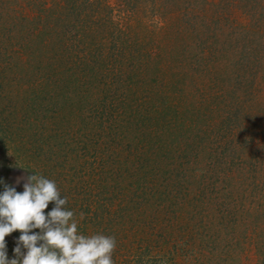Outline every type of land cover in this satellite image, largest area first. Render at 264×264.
Here are the masks:
<instances>
[{
    "label": "rangeland",
    "instance_id": "374dc122",
    "mask_svg": "<svg viewBox=\"0 0 264 264\" xmlns=\"http://www.w3.org/2000/svg\"><path fill=\"white\" fill-rule=\"evenodd\" d=\"M64 1L63 9L41 18L55 28L51 42L63 49L65 62L69 59L57 88L50 62L43 59L42 69L36 62L42 51L36 43L49 28L20 13L25 4L36 7L34 1L0 0V179L17 191L34 173L54 180L81 234L116 238L115 264H264V197L259 196L264 190V0ZM176 11L189 21L185 35L176 33L179 17L169 23ZM163 17L168 28L161 31ZM127 30L129 41L143 43V56L137 45L130 52L112 46L127 40ZM167 42L176 47L171 54ZM99 53L108 58L106 64L95 60ZM128 53L130 64L124 63ZM105 71L109 79L101 78ZM150 75L160 81L155 85ZM251 79L257 88L247 85ZM118 86L130 90V104L136 90L133 104H140L139 118L145 117L117 131L129 130L126 140L138 153L146 145V165L137 161L145 166L138 174L131 171L127 149L100 146V117L91 118L96 127L80 130L81 111L106 106L114 95L109 89L120 93ZM149 88L150 105L140 97ZM168 102L177 106L176 125L162 118L150 126L160 130L156 135L138 134L142 122L155 121L151 109L160 103L167 108ZM233 186L228 203L223 193ZM211 192L219 198L211 204L229 223L215 226L208 237L202 214L216 213L209 203L206 208ZM234 200L251 210L233 206ZM53 207L50 202L47 212ZM12 234L5 240L14 249L19 234Z\"/></svg>",
    "mask_w": 264,
    "mask_h": 264
},
{
    "label": "clouds",
    "instance_id": "9594fccd",
    "mask_svg": "<svg viewBox=\"0 0 264 264\" xmlns=\"http://www.w3.org/2000/svg\"><path fill=\"white\" fill-rule=\"evenodd\" d=\"M24 180L22 192L0 180V264H115L116 238L81 234L54 180L35 173ZM50 202L54 207L45 213ZM17 230L14 258L9 259L5 237Z\"/></svg>",
    "mask_w": 264,
    "mask_h": 264
},
{
    "label": "trees",
    "instance_id": "16d2710c",
    "mask_svg": "<svg viewBox=\"0 0 264 264\" xmlns=\"http://www.w3.org/2000/svg\"><path fill=\"white\" fill-rule=\"evenodd\" d=\"M33 1H34V4L36 5V7H34V8L32 7L30 9L31 6H29L28 4H25L23 7H21L20 13L22 14L23 18H35V17L38 18V19L45 18L48 15L49 12L52 14L53 10H55L53 8H57V9L61 8V9H63V5H65V1L63 3V0H37V1L33 0ZM28 6H29L30 10L28 9ZM176 12L177 13L173 12L171 14V17H169L170 18L169 19V23H170V21H172V19H178V17H179L178 20H180L182 24L180 25L179 28H177L176 33L178 35H180V34L185 35L186 34V27L189 24V21L187 19H185L184 14H183V17H182L179 14V11H176ZM58 18H59V15H58ZM167 20L168 19H166V17L162 18L161 21L163 23L159 27V29L161 31L167 30V28H168V24H166ZM41 22L43 23L44 20L41 19ZM44 23H43L42 27H46L47 28L49 25L48 24H44ZM48 28H49L48 31H50V32L46 33L48 36L47 37H42L43 40L40 43L39 42L38 43L35 42L36 45H37V49H39V47L42 48V51H40L41 53H39L40 60H39V62L38 61H36V62L39 63L38 65H39L40 69L43 68V66L40 64L43 59H45L46 61L48 60L50 62L51 69H52V71H54L56 73V79L58 80V83H56L54 80H53L52 83L54 85L56 84L55 87L59 88V84L64 79V75H65L64 73L67 70V69H64L63 64L67 66L66 62H68L69 59H67V61L65 62V60H64L65 56H64V53L62 51L63 49L58 45L57 41L56 42H51L52 39H51V35L49 33H52L55 28L53 26H50ZM128 28H131V27H128ZM37 29H38V31H41L42 28L37 27ZM129 31L130 30L126 31L127 40H125V38L123 37V38L119 39V42H111L113 44L112 46H114V47L122 46L125 49L127 48L129 50V52H130L132 45H137L138 46L137 50H138L139 56H143L145 54V51H142V48H143L142 44L143 43H140V42L135 43V42L129 41L128 37H131V33L129 34ZM174 32H175V30H174ZM41 34H42V31H41L40 35ZM88 34L89 33H87V35ZM157 46L159 47L158 44L157 45H153V47H155V48H157ZM166 47H168V49H166V52H168V54H171V53H173L176 50V47L174 46V44H171L170 42L166 43L165 48ZM43 51L45 52V56L42 53ZM119 52L121 54H124L122 52V50H120V49H119ZM146 52L148 53V55L151 54V50L150 51H146ZM129 54L130 53H128L126 55L128 58H125L126 60L124 59V63L128 59V62L130 64V56H129ZM104 56H105L104 54L101 55V53H99V56H98L99 59H95V60H99L102 64H104V63L106 64V62H108V58L104 57ZM167 64L168 63H166V65ZM101 67H102V65H101ZM101 67L99 68V70H101ZM169 67H170V65L168 66V68ZM202 70H205V67H203ZM144 72L146 73V71H139L140 76H142L144 74ZM175 72L176 71L172 72L173 76L177 75ZM200 72H202V71H200ZM183 73L189 74V73H187V71H184ZM155 74H157V73H155ZM124 76L127 78V80L129 82L132 83V79L129 77L128 74H125ZM124 76H122L123 79L120 78L122 84L125 82L124 81L125 80ZM150 76H154V75H150ZM101 78L109 79L110 77H108L107 72L105 71V72L101 73ZM190 78L193 79V76L190 77ZM120 79H119V81H120ZM138 79H142V77H140V78L138 77L136 80H133V81L135 83H137L139 81ZM253 79H255V78H253ZM253 79L248 80L247 85L252 87V88H257L258 82H254ZM153 80H155V85L160 81V79H156L155 76L153 78H151V81H153ZM107 83H109V81L106 82V84ZM172 84H175V82H172ZM168 85H169V83H168ZM191 85H192V83L190 85H188V87L191 86ZM119 87L120 86L115 87V88L119 89L120 93L117 92V91H114L115 93H112L111 92V88L109 89V93L114 94V95L111 97V99L109 100V102L107 103L106 106L104 104H101L100 106H96V111H95V108L91 109L90 107L87 108V111H81L83 116L81 117L80 120H82L81 124H84V125L80 126V130L82 132H84L86 130V128H88V127H91V128H94L96 126L100 127V131H99L100 133H99V136L97 138L98 142L101 143L100 146H103V147L105 146L106 147L108 145L107 148H112L111 149L112 151H115V149L117 147L118 148L122 147L121 149H123L124 151L127 149L129 151L128 152V158L131 159L130 162H132L131 163V171L134 172L136 170L137 171L136 174H138V173H140V169H137V168L139 166H141V165L140 164L138 165L137 161L141 162V160H142L141 163L146 165V163L144 162V157H143V153H145V150H146V147H145L146 145L142 144L141 147H140V152L138 153L139 148L135 147V150H134V148L132 147L131 143L126 140L127 139V133L129 132V130L128 131L122 130L118 134H117V131L120 130L121 128H123V126L127 125L130 121H134L135 119H142V117L139 118V116L142 115L143 113H140L141 112L140 111V107H141L140 104H138V106L137 105L134 106V104H133V96H135V98H138V96L136 95L137 94L136 90H134V91L132 90L131 91L132 102L130 101L131 102V104H130L129 103V99H128L130 97L129 96L130 90L128 91V93H126L128 88L120 89ZM165 87H167V86H165ZM152 91H153V88H149V89H147V91H145V94H142L140 96L141 98H143V100H145L144 102L149 103V101H151ZM175 98H177V97H173L172 96V97L169 98V101L173 102L175 100ZM171 102H168L167 108H164V106L162 107L161 103H160V106L159 105H155L154 106L155 108L151 109L154 113H156L157 117H156L155 121L152 122L149 119L150 123L148 125L144 124L145 122H142V125L138 128L137 133L140 134V135L143 132H144V134H148V135H150L152 133H155L153 135H156L160 130L157 129V128L153 129L150 126H154L153 123H157V121L160 123V120L162 118H163L164 122L167 120V122L169 124L176 125V117H175V115H176V111L178 109H176L177 106L174 105ZM150 104H152V103H149L148 105H150ZM128 107H130V110L128 109ZM73 112H74V110H73ZM54 114H56L57 117H58L60 115V111L59 110H55ZM168 116H170V117L168 118ZM98 117H100V120L96 123V126H95L94 122L91 120V118H98ZM144 119H145V117L142 120H144ZM147 127H150V128H147ZM146 128H147V130H145ZM160 129H162V128H160ZM112 131H113V133H111ZM107 134H109V135L112 134V137L105 138V139H107L105 141L104 137ZM144 134H143V137H144ZM101 136H103V137H101ZM100 140H103V141H100ZM142 141H143V139H142ZM157 141L158 140L156 139V142ZM105 142H108V143L103 144ZM144 143H146V142H144ZM83 148H88V147L87 146H83ZM131 148H132L133 151L130 150ZM212 149L214 150V147H211L210 152H212ZM143 150H144V152H143ZM75 155H77V154H75ZM84 155L85 154L80 153V159L81 160H83V156ZM210 156H211V153L208 154V157H210ZM230 161H231V158H229L228 162H230ZM143 164H142L141 168H145V166ZM4 183H7V184L11 185L9 180L8 181L6 180V182L4 181ZM143 186H145V185H143ZM247 187H248V185L246 186V188ZM227 189H229V190H227ZM227 189H226V192L223 193V195L226 196V198H225L226 200H227V197L231 194V192L235 188L233 186V187H228ZM3 190H4L3 184H0V192H2ZM22 191L23 190H18V192H22ZM89 191H90V189H89ZM223 195H221V197ZM168 196H169V194H168ZM259 196L264 197V190L262 191L261 194H259ZM217 198H218V195H214L211 192V193H209V198H207V200H206V205L209 203V206H211V207H209V209L211 211L212 210L216 211V213L213 212V216H209L208 214L207 215L202 214V220L207 217L206 218V222L202 223L203 224L202 226L206 230L204 233H208V231L210 232L208 237H211L213 235L212 231H213V229H215V226H218V228H216V229L219 230V227H221V225H222V228H223V224L228 225V223H229V220L226 217L225 212L222 211L221 209H218L217 207L215 208L214 205L211 204V201H214ZM254 198H256V197H254ZM261 199L264 201V198H261ZM227 201H228V203H230V200H227ZM227 201H225V202H227ZM220 202L221 201H217V203L215 205H218ZM234 202H235V204L233 206H242L243 205L242 203H240L241 201L234 200ZM238 203H240V204H238ZM254 203H255V199H254ZM81 206L83 208H85V206H88V203H84L83 202V204ZM50 207H52V206H50ZM206 208L208 209V205H207ZM240 208H241V210H243V209L251 210L250 209V204L243 205ZM251 208H253V207H251ZM47 210H48V208L45 210V213H47ZM225 210H227V209H225ZM160 211L163 212V207L160 208ZM230 222H231V224L234 225V227L236 226L235 225V223H236L235 218L231 219ZM262 224L264 225V222ZM33 231L38 232L39 229H35ZM18 234L20 236L19 230L14 231V235H18ZM247 238L251 239V235H250V237H247ZM6 243H9L8 240L6 241ZM12 250H13L12 247H10V248L7 247V252L9 251L11 253V255L8 254V257H10V258L13 255V251ZM258 250L259 249H257L256 252ZM258 252H260V250ZM113 257H114V255H113ZM13 258H14V256H13Z\"/></svg>",
    "mask_w": 264,
    "mask_h": 264
}]
</instances>
